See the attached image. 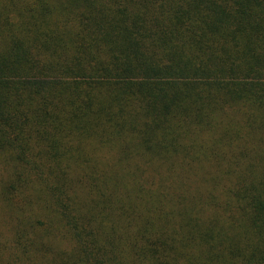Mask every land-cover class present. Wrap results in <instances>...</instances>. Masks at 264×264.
Masks as SVG:
<instances>
[{
	"label": "trees",
	"instance_id": "1",
	"mask_svg": "<svg viewBox=\"0 0 264 264\" xmlns=\"http://www.w3.org/2000/svg\"><path fill=\"white\" fill-rule=\"evenodd\" d=\"M0 264H264V0H0Z\"/></svg>",
	"mask_w": 264,
	"mask_h": 264
}]
</instances>
